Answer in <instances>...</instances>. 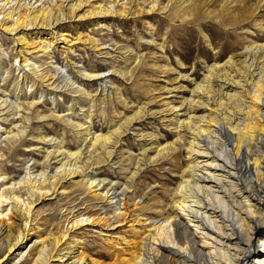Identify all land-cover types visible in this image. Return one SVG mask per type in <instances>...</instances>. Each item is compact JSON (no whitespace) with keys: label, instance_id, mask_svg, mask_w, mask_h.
I'll return each mask as SVG.
<instances>
[{"label":"bare ground","instance_id":"bare-ground-1","mask_svg":"<svg viewBox=\"0 0 264 264\" xmlns=\"http://www.w3.org/2000/svg\"><path fill=\"white\" fill-rule=\"evenodd\" d=\"M232 2L224 0L221 11L230 13ZM200 4L198 0H168L165 4L163 0H0V36H12L18 46L12 63L21 68L19 76H14L18 80L16 85L20 86L30 74V88L37 83L54 88L59 85L56 72L50 67L57 65L53 48L59 46L65 53L73 52L74 46L89 41L100 54L107 43L90 33L85 38L81 34L77 39L70 37L63 26L67 18L88 19L92 23L98 19L101 23L106 17L122 18L167 8L175 16L186 17L196 15L207 6L203 4L199 9ZM243 4L238 24L242 44L237 53L224 62L205 65L201 81L182 73L181 78L190 79L193 87L188 91L189 96L183 95L179 105L168 95L158 96L164 107L162 112L171 116V133L175 139L163 144L157 135L149 133L153 146L146 148L144 154L152 149L153 161L172 154L176 162L185 150L186 158L180 165V181L165 190L170 196L166 203L158 200L137 206L133 193L126 199L128 185L118 190L117 182L112 179L106 182L108 179L100 178L96 172L99 166L95 164H101L106 156L111 158L113 147L126 128L144 118L149 102L137 103L138 109L130 115L116 112L119 119L107 124L106 131H98L94 129L91 110L81 114L79 120L52 109L46 116H40V110H35L39 100L23 102L18 95L13 113L11 107L4 113L10 97L4 98L2 95L7 91L0 88V264H264V19L260 14L264 0ZM203 12L212 13L208 7ZM35 29L38 36L29 37V31ZM117 49L123 48L119 45ZM8 54L0 43V56ZM114 58H133L137 64L142 60L140 54L133 55V50L128 48ZM49 60L50 66L46 65ZM72 63L74 67L77 64L74 60ZM164 67L160 65L159 69L164 71ZM77 72L88 80L111 83L114 94L119 95V86L107 72L125 78L130 71H122L112 62L104 71L96 66H84ZM68 74L65 86L77 84L76 76ZM150 87L144 85L143 91L152 100L156 99L152 93L155 89ZM164 87L165 92L171 93L169 87ZM72 89L95 104L92 91L86 86L77 84ZM105 100L101 98L102 103ZM123 104L130 106L127 100ZM71 106L68 105V110ZM105 108L99 110L104 118ZM17 113L19 117H14ZM42 117L63 121L65 126L74 129L73 136L79 144L68 146L64 134L49 137L52 148H43L45 154L41 159L32 157V163L30 160L21 163L25 172L20 176L10 166L14 160L12 154L24 146L32 118ZM40 138L46 140V137ZM91 165L94 169L87 171ZM136 173H132L133 177ZM65 180H72L78 190L107 203L108 215L112 216L93 215L83 207L77 212L69 208L71 214H66L61 224H52V221L50 227L41 230L38 220L42 211L36 208L37 202L54 193L68 195ZM131 200L136 206L128 211L126 206ZM220 204L227 207L222 214ZM111 218L114 221L106 226L119 223L115 228L121 227L125 235L115 234L107 243L112 248L124 243L126 249L117 247L118 250L109 251V261H103L82 244L85 243L82 234L89 226H100ZM245 228L249 234H243Z\"/></svg>","mask_w":264,"mask_h":264},{"label":"rangeland","instance_id":"rangeland-1","mask_svg":"<svg viewBox=\"0 0 264 264\" xmlns=\"http://www.w3.org/2000/svg\"><path fill=\"white\" fill-rule=\"evenodd\" d=\"M141 1L139 0V2ZM163 1L165 4L168 0ZM198 1L201 2L199 9L203 4H206V7L212 13L210 15L204 13L203 10L206 8L204 7L194 16L178 17L169 12L167 8L164 11L157 10L151 13L144 11L138 14H129L122 18L117 16L113 18L106 17V19L101 20V23L97 22L98 19L93 20L96 22L92 23L88 19L78 21L67 18L63 26L70 33V37L77 39L79 34L84 37L85 34L90 33L96 38L107 41V43H105L106 48L99 51L101 52L100 54L93 49L94 47L89 44V41H85L86 43L84 44L80 42L76 45L79 47L74 46L73 52L65 53L59 46L53 48L54 60H57L56 64L64 67L52 66L50 60L46 64L51 65L53 73L56 72L57 83H55L59 86L54 88L42 87L38 83L30 88L32 84L30 74L26 75V81H21L22 84L20 86L16 85L18 80L16 81L14 76L18 75L21 68L16 65L13 66L12 63H15L13 58L16 55L18 46L13 41L12 36H0V43H2L5 51L9 53L6 57L4 55L0 56V81L5 79V77L7 78L5 82H0V88L7 91V93L2 95L4 98L10 97L4 113L10 107L13 113L15 99H18V95L20 100H25L23 102H31L32 99L35 101L39 100L35 110H40V116H46V114L50 113L49 110L52 109L56 110V113L60 115L69 113V116L79 120L83 116L81 114H86V112L91 110L94 129L106 131L107 124L119 119L115 115L116 112L130 115L138 109L135 107L137 103L149 102L144 118L137 121L135 126L126 128L122 135L123 138L121 137L114 145V152L111 158L106 156L101 164H95V166H99L96 168V172L100 178L108 179L106 182L111 179L117 182L118 190H122L125 185H128L126 199L129 194L132 195L133 193L134 196L136 195L133 202L136 203L137 201V206H144L158 200L166 203L170 199L166 189L176 186L177 181H180L182 171L180 167L185 163L186 158L185 150H182L181 153L179 152L180 158L176 162L173 161L172 154H165V156L158 157L155 161L151 157L154 154L152 149H149L147 154H144L146 148L153 146L152 140L147 135L149 133L157 135L159 141L163 144L168 140L175 139V135L171 133L172 126L169 119L171 116L162 112L164 107L162 101L159 100L161 98H158V96L162 95L164 97L168 95L175 105H179L183 95L189 96L188 91L193 87L190 79H195L197 82L202 80L206 71L205 65L224 62L231 54L235 55L237 53V49L242 44V39L240 38L241 30L238 24H240V19L242 18L240 15L242 14L243 2L251 3L253 0H233L232 4L234 6L230 13L222 12L220 9V5L224 0ZM141 6H144V4L141 3ZM260 14L261 18L264 19V9ZM215 16L218 18L216 19ZM103 23H106V25L104 26ZM249 29L254 30L253 27H249ZM36 32V29L30 30L28 36L37 37ZM114 41L118 42L123 49H117L119 45H116ZM234 46L237 48H234ZM127 48L133 50V55L138 53L142 56L139 64L133 61V58L128 60L114 58L120 54V51L123 53ZM108 50L110 53H106ZM73 60L77 62L75 67L73 66L74 63H72ZM112 62L122 71H130L125 78L118 74L113 76L111 72H107L110 75L109 77H113L115 85L119 86L121 90L119 95L114 94V88L112 89L113 85L111 83L88 80V78H84L83 75L77 72L79 68H84V66H96V69L104 71ZM160 65L166 66L163 69L164 71L159 69ZM68 73H71V76H76L77 84L83 87L86 86L92 91L95 104L90 102L86 96L73 92L72 86L76 87L77 84L65 86V77H68ZM182 73L188 74L190 79L181 78L180 75ZM146 84L152 87L150 89H155L152 93L157 96V100H152V97L143 91ZM183 85L186 86L185 89L180 88ZM214 85L218 84L215 82ZM164 86L169 87L171 93L165 92ZM111 91L112 94L110 95ZM101 98H106V102L102 103ZM110 98H112L111 102ZM124 100L129 101V108L124 106ZM131 103L134 104L132 105ZM68 105H72L71 110H68ZM104 108L106 110L105 118L100 115L99 111ZM197 113L200 114L202 111ZM5 116L7 117V115ZM31 116L33 117V114ZM14 117H19L18 113ZM7 118L11 119L12 115H8ZM32 119L31 125L27 130V136H24V146H21L20 150L12 154L14 155V160L10 162L12 170L20 176L25 172L21 163H26L29 160L32 163V157L41 159L42 155L45 154L43 148H52H50L52 140H49L51 139L49 137H60L64 134L63 138H65L68 146L75 147L79 144L77 137L73 136L75 130L65 126L63 121L57 122L54 119H45L44 117ZM40 137H46V140L43 141ZM1 144L4 146V142ZM12 151H10V154ZM10 154L8 155L11 156ZM91 169H94V166L91 165L87 171ZM134 171L137 172L135 177L132 175ZM64 186L67 191H70L68 195L58 193L56 196L54 193L42 199L41 203L37 202L36 208L42 211L38 220L41 230L50 227L52 221V224H61L66 214L67 216L71 214L69 208L77 212L83 207V209L86 208V211L90 209L88 212L93 215H104L106 213L107 217L109 216L110 208L107 203L101 201L93 194L83 193L78 190L79 187L72 180L66 181ZM64 195L68 196V198ZM122 197H120V201H123ZM133 202L132 200L128 201L129 204H127L129 206H126V210L129 211L136 206L133 205ZM112 221L114 220L111 218L107 223L101 222L104 223H100L101 227H105L103 229L99 225L92 228L89 226L88 230L82 234L85 242L82 244L88 248L90 247L92 252L103 261H109V251L117 249V247L125 248L126 246L121 243L120 246L117 245L112 248V245L109 246L107 243L108 238H114L115 234L125 235L121 227L115 228L119 223L106 226Z\"/></svg>","mask_w":264,"mask_h":264}]
</instances>
